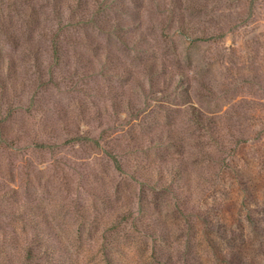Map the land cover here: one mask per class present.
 Masks as SVG:
<instances>
[{
	"label": "rangeland",
	"instance_id": "374dc122",
	"mask_svg": "<svg viewBox=\"0 0 264 264\" xmlns=\"http://www.w3.org/2000/svg\"><path fill=\"white\" fill-rule=\"evenodd\" d=\"M233 157L264 158V0H0V264H209L215 220L264 264Z\"/></svg>",
	"mask_w": 264,
	"mask_h": 264
},
{
	"label": "trees",
	"instance_id": "16d2710c",
	"mask_svg": "<svg viewBox=\"0 0 264 264\" xmlns=\"http://www.w3.org/2000/svg\"><path fill=\"white\" fill-rule=\"evenodd\" d=\"M98 2V1H97ZM79 6H81L79 4ZM199 38V37H197ZM194 118L197 124L204 126L206 131L210 133L214 138H217V143L220 140V131L217 130V122L215 119L211 116H206L204 113L199 111L197 108L194 107ZM219 136V137H217ZM219 139V140H218ZM235 152V151H234ZM236 153H233L235 155ZM117 162V168L122 167L121 164H119V161ZM249 163V161H247ZM231 165L228 166L227 169H229L238 179L237 188L241 189L243 194L240 198V203L238 206V210H242L244 212V219L249 224V233L253 232L259 236H264V158L258 159L256 162V174L254 176H249L246 171L244 170V165L246 166L245 162H243L242 166L239 163V159L236 160V158L231 159ZM181 166L182 163H180ZM253 166V164H251ZM253 168V167H252ZM183 168L177 167L173 172L170 181L168 182V185H166L168 188L169 186H173L174 183L181 180V183L179 184H186L188 185L190 183L191 175L188 174V176L185 175V172L183 171ZM148 177L145 183L148 182ZM178 184V183H177ZM171 188V187H170ZM182 191V190H181ZM176 196H178V193ZM184 198V197H183ZM179 199L182 200V198L179 197ZM181 211V212H180ZM148 208L144 207V205H141L139 207V214L141 213L144 215V217H150L148 213ZM179 212L182 214V210L179 209ZM133 212L128 211L127 213H124L122 218H115L111 221L113 231H116L120 228V226L124 223L130 220V218L133 216ZM84 215V214H83ZM85 216H88L85 214ZM194 217V215H193ZM90 218V217H89ZM93 220V218H90L89 220ZM196 219V218H195ZM98 221V220H97ZM100 222V221H98ZM209 221V224L206 225L208 227V230L201 229L197 227L196 221H194V224H189L190 229L193 233L198 234V232H202L205 234L206 237V243L203 241H196L194 246V252L197 253L199 256H201V249L200 247H205L211 252V258L209 259V264H245V259L247 256V251H245L242 247L245 245L244 237L241 238L240 236H236L233 241L238 240L240 238V242L235 245V247H229L227 244H223L222 242H217L216 238L211 236L210 234L220 235L225 234L226 231L230 234L232 233V229L223 228L222 225H220V221ZM134 224V223H133ZM135 227H138V224L134 225ZM142 230H146V234L152 238L154 237H164L165 235L168 236L166 232H161L160 229L152 226V225H146L142 228ZM240 232V231H239ZM209 234V235H208ZM244 235V233H242ZM234 243V242H233ZM246 248V247H244ZM262 253H264V250H262ZM50 254L54 257L53 251H50ZM53 257H50L53 259ZM198 257V256H197ZM202 258V257H201ZM202 261V259H200ZM53 263V262H52ZM54 264H75V262L71 259L69 260L68 257L64 259V261H56ZM107 264H120L114 262L112 259H109L107 261Z\"/></svg>",
	"mask_w": 264,
	"mask_h": 264
}]
</instances>
